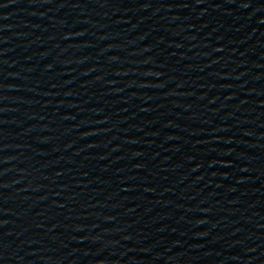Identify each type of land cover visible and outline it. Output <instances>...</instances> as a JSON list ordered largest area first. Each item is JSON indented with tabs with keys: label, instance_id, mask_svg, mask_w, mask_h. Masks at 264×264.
<instances>
[{
	"label": "water",
	"instance_id": "water-1",
	"mask_svg": "<svg viewBox=\"0 0 264 264\" xmlns=\"http://www.w3.org/2000/svg\"><path fill=\"white\" fill-rule=\"evenodd\" d=\"M0 264H264V0H0Z\"/></svg>",
	"mask_w": 264,
	"mask_h": 264
}]
</instances>
